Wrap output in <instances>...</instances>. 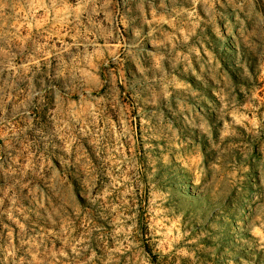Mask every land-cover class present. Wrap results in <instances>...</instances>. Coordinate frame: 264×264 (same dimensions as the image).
Returning <instances> with one entry per match:
<instances>
[{
	"label": "rangeland",
	"instance_id": "374dc122",
	"mask_svg": "<svg viewBox=\"0 0 264 264\" xmlns=\"http://www.w3.org/2000/svg\"><path fill=\"white\" fill-rule=\"evenodd\" d=\"M264 0H0V264H264Z\"/></svg>",
	"mask_w": 264,
	"mask_h": 264
},
{
	"label": "clouds",
	"instance_id": "9594fccd",
	"mask_svg": "<svg viewBox=\"0 0 264 264\" xmlns=\"http://www.w3.org/2000/svg\"><path fill=\"white\" fill-rule=\"evenodd\" d=\"M196 2H198V0H193V3H196ZM262 19H264V17H262Z\"/></svg>",
	"mask_w": 264,
	"mask_h": 264
}]
</instances>
